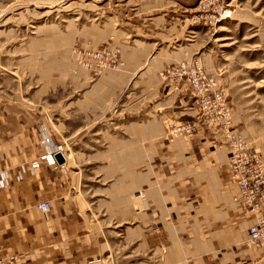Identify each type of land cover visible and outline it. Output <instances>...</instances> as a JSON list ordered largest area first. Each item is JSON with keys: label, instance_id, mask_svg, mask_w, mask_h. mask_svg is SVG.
Masks as SVG:
<instances>
[{"label": "crops", "instance_id": "obj_1", "mask_svg": "<svg viewBox=\"0 0 264 264\" xmlns=\"http://www.w3.org/2000/svg\"><path fill=\"white\" fill-rule=\"evenodd\" d=\"M145 55L124 46L121 65L85 91L84 106L108 109L104 101L135 73L157 83L155 70L141 63ZM174 96L163 94L154 106L167 108L164 115L169 118H185L188 107ZM142 103L132 106L140 117H122L124 131L94 138L98 143L90 155L105 159L97 173L105 186L94 185L92 201H106L115 222H138L123 234L125 243L138 240L142 252L151 251V262L141 264H264V245L247 243L253 216L233 202L236 185L223 141L202 128L192 137L166 139L164 116L147 117L154 111ZM43 120L37 112L0 99V170L9 174L0 188V255L17 254L15 264H104L106 245L96 220L87 221L80 211L84 199L72 200L71 175L63 176L58 165L41 158L42 137L50 132L65 159L59 165L76 166L74 153L60 143L63 136L44 124L46 132L40 131ZM38 201L51 203L47 217L35 207Z\"/></svg>", "mask_w": 264, "mask_h": 264}, {"label": "rangeland", "instance_id": "obj_2", "mask_svg": "<svg viewBox=\"0 0 264 264\" xmlns=\"http://www.w3.org/2000/svg\"><path fill=\"white\" fill-rule=\"evenodd\" d=\"M185 43L187 48L177 49ZM106 45L145 52L141 63L155 70L157 83L135 73L102 110L84 106L85 91L103 73L115 71L84 69L73 50ZM190 55L218 72L217 85L226 90L234 128L264 165V0H0V99L37 112L44 118L42 126L63 136L60 143L74 153L76 166L57 167L63 176L71 175L72 200L84 199L82 215L96 220L106 245L104 264L151 262V251L142 252L138 240L125 243L124 228L130 230L137 221L115 222L106 201H92L94 185L105 186L97 174L105 159L90 155L98 143L94 138L124 131L122 117H140L132 106L141 100L154 111L147 117L164 116L163 136L173 138L170 124L189 116L172 119L164 115L167 108L154 106L167 95L158 73Z\"/></svg>", "mask_w": 264, "mask_h": 264}, {"label": "built area", "instance_id": "obj_3", "mask_svg": "<svg viewBox=\"0 0 264 264\" xmlns=\"http://www.w3.org/2000/svg\"><path fill=\"white\" fill-rule=\"evenodd\" d=\"M73 52L78 66L89 71L115 68L121 63L119 46L76 47ZM158 75L166 94H174V98L186 104L189 111V118L179 120L170 133L173 136L190 137L199 128L207 129L214 139L221 140L226 145L229 151L228 165L236 185L233 202L243 211L252 214L254 219L247 230V243L251 247H262L264 165L258 152L234 128L233 109L228 104L225 88L217 85V73L208 71L199 58L191 56L163 67ZM41 129L46 132L44 126ZM42 142L45 152L41 158L49 165H59L55 155L62 153L61 147L53 144L49 134L43 135ZM8 176V172L0 170V188L5 187ZM35 207L47 217L52 206L49 201H38ZM17 258L15 253L0 255V264H15Z\"/></svg>", "mask_w": 264, "mask_h": 264}, {"label": "bare ground", "instance_id": "obj_4", "mask_svg": "<svg viewBox=\"0 0 264 264\" xmlns=\"http://www.w3.org/2000/svg\"><path fill=\"white\" fill-rule=\"evenodd\" d=\"M43 25H45V24H43ZM11 29L12 28H9V29H7L8 31H11ZM120 51H121V63H122V55H123V51L120 49ZM186 59H189V58H186ZM184 60V59H183ZM182 61V60H181ZM181 61H179V62H181ZM201 61V60H200ZM202 62V61H201ZM121 63L119 64V65H117L115 68H106V70H116V69H118L119 68V66L121 65ZM203 64V63H202ZM204 65V64H203ZM205 66V65H204ZM206 68V67H205ZM207 69V68H206ZM208 70V69H207ZM209 71V70H208ZM211 72H213V71H211ZM215 73H217V76L216 77H218V72H215ZM226 91V90H225ZM168 96H171V95H173L172 93H168L167 94ZM177 124V123H176ZM173 127V126H172ZM172 127H170V129H169V131H171L172 130ZM200 130V128L198 129V131ZM197 131V132H198ZM196 132V133H197ZM195 133V134H196ZM194 134V135H195ZM194 135H192V136H194ZM175 136V135H174ZM192 136H190V137H192ZM176 137H178V135H176ZM250 146V145H249ZM251 147V146H250ZM253 150H255L253 147H251ZM256 151V150H255ZM61 155H62V157H63V162H64V156H63V154L62 153H60ZM62 162V163H63ZM62 163H59V164H62ZM229 166V165H228ZM230 168V167H229ZM231 179H232V171H231ZM233 180V179H232ZM234 181V180H233Z\"/></svg>", "mask_w": 264, "mask_h": 264}, {"label": "water", "instance_id": "obj_5", "mask_svg": "<svg viewBox=\"0 0 264 264\" xmlns=\"http://www.w3.org/2000/svg\"><path fill=\"white\" fill-rule=\"evenodd\" d=\"M55 157H56L58 163H62L63 162V157H62V155L60 153H57L55 155Z\"/></svg>", "mask_w": 264, "mask_h": 264}]
</instances>
